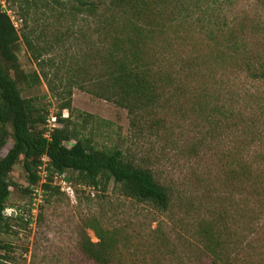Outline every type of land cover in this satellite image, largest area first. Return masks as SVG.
I'll return each instance as SVG.
<instances>
[{
  "label": "rangeland",
  "instance_id": "rangeland-1",
  "mask_svg": "<svg viewBox=\"0 0 264 264\" xmlns=\"http://www.w3.org/2000/svg\"><path fill=\"white\" fill-rule=\"evenodd\" d=\"M150 1L151 10L143 5L144 13H135L150 37L149 54L175 80L158 106L135 121L88 84L100 73L93 57L111 42L107 23L78 14L73 0H30L26 22L9 0L21 36L20 71L39 76L20 84L23 96L47 109L50 127L71 90V112H62L71 129L149 169L169 189L171 204L161 211L126 197L114 182L87 187L71 173L73 196L61 188L28 195L21 162L10 175L7 204V216L20 220L0 235L10 247L0 250L9 257L2 264H91L80 246L98 242L88 226L93 219L129 236L137 262L211 264L200 234L210 230L220 240L219 264H264V80L252 76L264 68V0ZM12 145L9 139L2 156Z\"/></svg>",
  "mask_w": 264,
  "mask_h": 264
},
{
  "label": "trees",
  "instance_id": "trees-1",
  "mask_svg": "<svg viewBox=\"0 0 264 264\" xmlns=\"http://www.w3.org/2000/svg\"><path fill=\"white\" fill-rule=\"evenodd\" d=\"M11 1L18 4L21 16L27 22L32 6L30 0ZM53 1L62 5L60 0ZM73 1L78 14L88 13L97 18L99 23L104 21L112 29L107 34L111 42L108 41L104 55L93 57L95 61H100L93 67L99 68V64L101 65L100 73L88 80L93 92L83 84L81 89L126 109L135 121L142 118L158 106L163 90L175 80L172 70L159 66L149 54L150 37L139 24L140 16L138 18L135 13L139 10L143 14V5L144 10H151L152 2ZM8 2L6 0V4ZM12 7L14 6L9 2L8 9L14 10ZM102 8L109 15H103L100 12ZM22 37L27 48L33 50L32 41L25 35ZM20 41L18 29L0 5V235L9 234L12 230L11 223L20 220L18 217L7 216V204L13 187L10 175L21 162L27 173L28 186L24 192L28 195L35 196L37 189H41L42 195L50 191L59 192L62 187L54 186L55 180L66 182V174L71 173L80 185L98 188L114 182L126 197L158 210L168 211L171 204L169 189L158 182L149 169L137 165L122 150L98 148L92 139L71 129L70 118L62 116L65 110L71 112V90L68 92L69 99L61 106V113L56 119L61 127H48L50 117L47 109L39 108L34 98H25L20 89V84H26L29 79L39 80L37 73L27 77L20 71L17 55ZM33 55L34 60L39 62L40 57L35 52ZM252 76L264 80V68L254 72ZM9 139H12L13 145L2 156ZM72 142L74 144L68 147L67 144ZM43 180L46 182L42 183ZM88 226L95 231L98 242L85 239L80 251L91 264H152L145 258L141 262L134 259L136 254L130 250L131 238L122 230L105 228L96 219L90 220ZM200 234L207 242L204 247L209 255L205 256L211 260V264H219L223 260L219 251L220 240L213 237L210 230ZM9 248L0 242V250L8 251ZM153 254L157 255L155 252ZM7 259L8 256L0 255V264Z\"/></svg>",
  "mask_w": 264,
  "mask_h": 264
},
{
  "label": "built area",
  "instance_id": "built-area-1",
  "mask_svg": "<svg viewBox=\"0 0 264 264\" xmlns=\"http://www.w3.org/2000/svg\"><path fill=\"white\" fill-rule=\"evenodd\" d=\"M0 5H2L4 11L7 12V14L12 19V22L14 23L15 27L17 28V24H15L14 18H13L14 15L16 14V12H14L12 9H7L6 0H2L0 2ZM52 121L54 122V125H51L50 127L48 126L50 129H53L56 127V125H55L56 124V118H53ZM49 124H50V121H49ZM51 127H53V128H51ZM42 176H43V174H42ZM45 182H46L45 180L42 181V183H45ZM61 187H62V191L66 192L68 195H71V196L74 195L72 188L64 180H61ZM40 193H42L41 189L35 190V196H36V194H40Z\"/></svg>",
  "mask_w": 264,
  "mask_h": 264
}]
</instances>
